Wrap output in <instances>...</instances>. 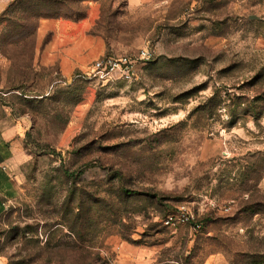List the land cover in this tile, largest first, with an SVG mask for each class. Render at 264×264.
Here are the masks:
<instances>
[{"label": "rangeland", "instance_id": "1", "mask_svg": "<svg viewBox=\"0 0 264 264\" xmlns=\"http://www.w3.org/2000/svg\"><path fill=\"white\" fill-rule=\"evenodd\" d=\"M1 119L0 264H264V0H0Z\"/></svg>", "mask_w": 264, "mask_h": 264}, {"label": "built area", "instance_id": "2", "mask_svg": "<svg viewBox=\"0 0 264 264\" xmlns=\"http://www.w3.org/2000/svg\"><path fill=\"white\" fill-rule=\"evenodd\" d=\"M154 56V50L149 47L142 48L137 56L130 55H105L95 60L91 65V75L99 79L111 78H131L139 61H149ZM194 214L190 208L182 204L177 207L175 213L170 214L165 219V224L170 226H177L195 222ZM200 225L195 224V227Z\"/></svg>", "mask_w": 264, "mask_h": 264}, {"label": "crops", "instance_id": "3", "mask_svg": "<svg viewBox=\"0 0 264 264\" xmlns=\"http://www.w3.org/2000/svg\"><path fill=\"white\" fill-rule=\"evenodd\" d=\"M131 4H139L142 0H129ZM88 56L94 57L95 50L93 49ZM62 53V52H61ZM64 57V65L63 67L66 68V70H70L71 65L79 64L80 61H78V57L75 58L76 53L75 52H66V54L62 53L60 54ZM82 61V60H81ZM92 65V64H91ZM13 126V125H12ZM10 140H12L9 137V130L6 126V123L3 122V120H0V212L4 210V200H3V192L4 189L8 183V172L10 169H12L15 156L14 152L11 148V144L9 143Z\"/></svg>", "mask_w": 264, "mask_h": 264}, {"label": "trees", "instance_id": "4", "mask_svg": "<svg viewBox=\"0 0 264 264\" xmlns=\"http://www.w3.org/2000/svg\"><path fill=\"white\" fill-rule=\"evenodd\" d=\"M43 17H52V15L49 14V13H46V14L43 15ZM119 175H120L119 173L116 174V175L114 176V178H118ZM130 191H131V190L126 189V187H124V186H121V187L119 188V193H120V195L123 196V197H124V194H125L126 192H127V194H128V193H130ZM127 194H126V195H127ZM128 195H129V194H128ZM95 203L97 204L98 202L96 201ZM99 204H100V203H99ZM3 212H4V210L0 212V216L3 215Z\"/></svg>", "mask_w": 264, "mask_h": 264}]
</instances>
